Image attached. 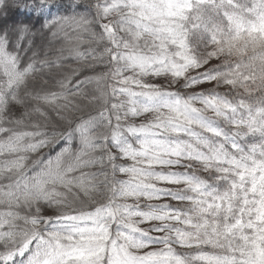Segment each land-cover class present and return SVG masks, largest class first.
I'll return each instance as SVG.
<instances>
[{
  "label": "snow or ice",
  "instance_id": "snow-or-ice-1",
  "mask_svg": "<svg viewBox=\"0 0 264 264\" xmlns=\"http://www.w3.org/2000/svg\"><path fill=\"white\" fill-rule=\"evenodd\" d=\"M0 264H264V0H0Z\"/></svg>",
  "mask_w": 264,
  "mask_h": 264
}]
</instances>
